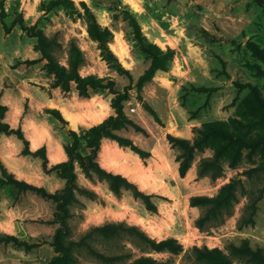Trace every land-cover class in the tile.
Segmentation results:
<instances>
[{
	"label": "rangeland",
	"instance_id": "obj_1",
	"mask_svg": "<svg viewBox=\"0 0 264 264\" xmlns=\"http://www.w3.org/2000/svg\"><path fill=\"white\" fill-rule=\"evenodd\" d=\"M43 1L49 0H4L7 17L0 19V103L8 109L4 121L11 128L20 127L29 143L34 135L43 138L38 148L46 146L47 169L61 162L51 161L48 154L52 147L64 150L71 141V130L79 132L115 114L111 107L113 96L107 90L90 97L80 96L74 89L62 92L54 85L53 75L43 69L45 60L34 50L35 39L18 25L6 33L3 22L10 26L12 19L21 14L26 25L34 24L46 36H55L61 45L56 51L61 64H66L68 43L74 38L86 58L80 74L111 76L120 88L133 87L148 65L147 57L135 46L122 11L128 10L135 16L147 40L163 50H174L167 70L157 71L142 86V99L137 98L133 89L125 102L127 116L146 132L127 128L120 134L150 155L141 158L109 139L102 141L98 154L101 167L122 174L139 190L152 195L156 212L146 210L128 192L116 197L105 182L87 179L77 167V185L93 190L97 198L90 200L76 193L77 202L70 206L67 240L83 239L99 253L120 256L112 264H129L140 256L164 264H205L196 258L195 252V248L203 247L219 248L233 264H246L232 250L245 240L252 249L264 251V169L252 170L264 158L256 156L252 164L244 159L234 168L224 165L222 176L212 179L197 174L200 159L211 156V151L206 150L195 156L181 177L176 161L178 152L167 138L171 135L192 141L195 130L203 123L235 117L239 104L249 93L242 87L246 83L257 86L264 97V74L260 73L264 66L248 47V43H255L264 48V8L258 0H136L140 12L133 11L126 0H73L75 9L58 6L42 12L39 6ZM81 1L96 14L101 26L112 33L108 48L120 65L130 71L133 80L118 75L103 58L98 43L88 35L85 21L77 16L76 11H84ZM119 45L125 49L122 58L113 50ZM33 60L36 62H29ZM199 87L214 90L200 92L196 90ZM90 102L93 104L86 106ZM145 105L153 109L156 117ZM99 108L107 109L102 121L77 127L71 126L62 114L66 109L85 115ZM52 110L60 116L51 114ZM80 142V151L85 154L87 149L82 139ZM29 149L34 151L30 144ZM22 150L23 143L15 136L0 135L1 179L11 174L49 193L64 188L65 180L56 171L45 170L41 157L24 155ZM233 178L240 180V184L230 216L223 222H208L199 228L196 221L205 209L190 206V198L215 196ZM54 211L52 201L0 182V237L14 236L30 245L0 242V264H44L51 260L56 255L52 246L56 225L49 222ZM112 222L137 226L157 241L174 238L182 250L177 254L155 252L127 235L109 239L97 234L87 236L93 227ZM73 254L76 264H105L85 245L75 248Z\"/></svg>",
	"mask_w": 264,
	"mask_h": 264
},
{
	"label": "trees",
	"instance_id": "obj_2",
	"mask_svg": "<svg viewBox=\"0 0 264 264\" xmlns=\"http://www.w3.org/2000/svg\"><path fill=\"white\" fill-rule=\"evenodd\" d=\"M264 8V1L258 0ZM80 5L84 9L81 13L76 11L77 16L82 18L87 27L88 35L93 38L102 50V56L112 69L118 75L126 76L133 80L129 70L123 68L117 60V57L108 48L112 39V33L107 27L101 26L96 14L88 8L82 1ZM58 6L69 9H75L73 0H49L41 2L39 9L42 12L52 10ZM123 20H125L132 30V39L137 49L148 59V65L137 77L133 87L130 85L120 88L111 76H98L96 74L81 75L80 70L86 63L83 51L77 41L72 38L68 43L66 64H61L56 56V51L61 47L55 36H46L40 28L34 24L26 25L21 14H18L11 21L10 26L2 23L6 33L11 27L19 26L28 37L35 39L34 50L41 54V60H45L43 69L53 75L54 85L60 87L64 93L74 89L80 96L90 97L95 92L109 91L112 94L111 107L115 114L108 116L99 124L93 125L87 129H80L79 132L70 131L71 141L64 146V152L67 157L65 161L56 163L47 169L46 146L30 151L29 141L25 138L20 127L11 128L4 121L7 107L0 103V135H13L23 143L22 153L24 155L38 156L43 159V167L48 171H56L59 177L65 180V186L62 190L54 193L47 192L42 187L29 184L25 181L14 178L11 174L6 175V179L0 182L10 185L18 191L32 192L45 200L52 201L55 204V211L50 217L49 222L56 225L53 235L52 246L56 255L44 264H76L73 250L85 245L91 254L99 258L105 264H112L120 256H108L99 253L89 247L85 240L79 241L67 240L69 234L68 219L71 215L70 206L77 202L76 193L84 195L90 200L97 198V194L88 188L77 185L78 167L84 176L91 181L105 182L109 191L119 197L123 192H128L135 199L142 202L145 209L150 212H156L157 205L152 200V195L139 190L137 185L120 173H114L101 167L98 161V154L101 143L104 139L115 141L120 147L129 148L137 153L141 158L150 155L149 152L139 148L133 141L120 134V131L133 128L135 131L145 133L146 131L136 122L130 119L125 112V102L130 99V90L135 89L137 98L142 99L140 92L142 86L150 81L157 71H166L168 64L174 56V50L167 48L163 50L158 44L153 43L144 36L139 22L135 16L128 10L122 11ZM7 17L4 10V0H0V19L3 21ZM248 47L258 60L264 66V48H260L255 43H248ZM35 63L36 60L29 61ZM264 74V69L261 71ZM249 90L246 98L239 104L236 116L228 121H210L203 123L195 130V136L192 141L183 138H176L168 135V141L178 152L176 161L178 162V172L181 177L185 176L191 167L195 156L206 150L211 151V156L203 157L197 165L198 176H209L217 179L222 176L224 165L234 168L242 160L248 163H254L255 157L264 158V97L260 89L251 84L242 85ZM197 91H212L214 88L199 87ZM147 110L156 117L151 107L145 105ZM51 114L60 116L59 112L52 110ZM87 149L85 154L80 151L81 142ZM264 169V162L259 163L252 170ZM240 180L231 179L223 185L215 196H193L189 204L192 207L204 208L203 215L197 219L199 228L204 227L208 222H223L225 217L230 216L234 205L237 202V187ZM259 195L258 197H260ZM97 234L104 239L116 238L127 235L136 239L138 242L149 247L155 252H170L177 254L182 250V246L174 238H166L157 241L147 236L141 229L134 225H127L123 222L106 223L93 227L90 233ZM0 242H12L17 246H27L26 242L18 241L14 236L5 235L0 237ZM233 252L242 258L246 264H264V251L260 248L252 249L248 241H243L238 247L232 248ZM196 258L205 264H233L228 255L224 254L219 248L209 249L207 247L195 248ZM129 264H164L152 257L140 256L132 260Z\"/></svg>",
	"mask_w": 264,
	"mask_h": 264
},
{
	"label": "bare ground",
	"instance_id": "obj_3",
	"mask_svg": "<svg viewBox=\"0 0 264 264\" xmlns=\"http://www.w3.org/2000/svg\"><path fill=\"white\" fill-rule=\"evenodd\" d=\"M36 1L37 0H34V2H36ZM74 1H80V0H74ZM126 1L129 3V5L131 6V8H132L133 11L140 12L139 11V5H138V3H137L136 0H126ZM30 11H32V9H30ZM113 50L119 56V58H122L123 57V54H125L124 53L125 52V49L123 48L122 45H119L117 47H113ZM92 104H93V102H90L89 104L87 103L86 106L89 107ZM62 114L69 121V123L71 124V126L77 127V125H79L81 123L82 124L83 123H97V122L102 121L103 118H105L106 115H107V109L106 108H99L97 110H90L85 115H77V114H74V113L69 112L68 110L64 109L63 112H62ZM36 144H37V142L32 138V146L34 147V146H36ZM50 159L53 160V161L54 160H57L58 159L57 154L54 153V152L50 153Z\"/></svg>",
	"mask_w": 264,
	"mask_h": 264
},
{
	"label": "crops",
	"instance_id": "obj_4",
	"mask_svg": "<svg viewBox=\"0 0 264 264\" xmlns=\"http://www.w3.org/2000/svg\"><path fill=\"white\" fill-rule=\"evenodd\" d=\"M31 13H32V11H31ZM31 13H29V17L32 16ZM48 104H49V102H48ZM48 104H47V107H49ZM32 138L37 142L36 146H34V147L32 146ZM29 140H30V143L29 144L31 145L32 150L35 151L42 144L43 138L40 137V136L34 135ZM52 152L56 153L57 154V157H58V159L57 160H54V162H59V161L62 162V161H65L64 160L65 158L67 159L63 148H61L59 146H56V147H52L51 148V150L49 151V154H48L49 159H50V153H52ZM51 161H53V160H51Z\"/></svg>",
	"mask_w": 264,
	"mask_h": 264
}]
</instances>
